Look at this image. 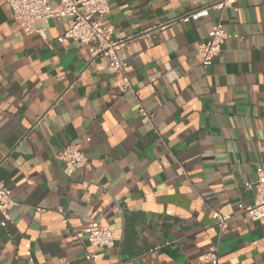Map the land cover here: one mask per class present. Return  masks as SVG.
<instances>
[{
    "label": "crops",
    "instance_id": "obj_1",
    "mask_svg": "<svg viewBox=\"0 0 264 264\" xmlns=\"http://www.w3.org/2000/svg\"><path fill=\"white\" fill-rule=\"evenodd\" d=\"M217 1L109 0L112 38L133 37L118 51L133 87L122 91L106 57L63 37L67 17L26 34L0 0V180L15 200L0 264H210V251L264 264V219L237 207L264 169V0ZM200 7L206 17L177 20ZM217 22L233 36L203 67L196 48ZM68 144L83 167L54 158ZM212 210L229 216L223 231ZM91 220L113 247L89 243Z\"/></svg>",
    "mask_w": 264,
    "mask_h": 264
},
{
    "label": "built area",
    "instance_id": "obj_2",
    "mask_svg": "<svg viewBox=\"0 0 264 264\" xmlns=\"http://www.w3.org/2000/svg\"><path fill=\"white\" fill-rule=\"evenodd\" d=\"M11 10L13 22L26 34L37 33L43 35L42 28H38L36 23L49 18L67 17V27L63 37L87 46L91 58L104 56L108 60V67L119 77V84L122 91H133L132 84L126 65L119 57L118 51L126 42L133 37L114 39L111 36V27L105 24V16L110 10L109 0H57L58 7L50 6L48 0H2ZM237 0H219L214 5L218 9L234 7ZM209 13L208 7H200L191 10L187 14L178 17L177 20H197L206 17ZM174 20H169L145 30L141 34L157 32L167 27ZM139 36V35H138ZM233 36L227 32L221 22L213 25L196 48V59L200 65L206 67L220 52L224 41ZM139 113L144 119L150 114L140 105ZM58 161L69 163L74 168L83 167L87 158L81 151L78 144H68L53 153ZM253 190V201L251 204L238 203L239 212L247 216L250 220L256 221L264 219V169L256 168V177L251 182L246 183ZM15 205V200L11 196L10 188L0 180V226H5L11 222V209ZM40 210V208H37ZM56 212L61 215L62 222L67 223L66 211L62 207H56ZM211 217L220 231L227 227L228 215L221 214L217 210H212ZM82 232L87 236L89 243L93 246L111 248L114 246V237L107 226L91 220L83 228ZM155 247L154 249H157ZM87 260H94V254L86 252ZM205 262L217 264L218 254L210 251L203 255Z\"/></svg>",
    "mask_w": 264,
    "mask_h": 264
}]
</instances>
